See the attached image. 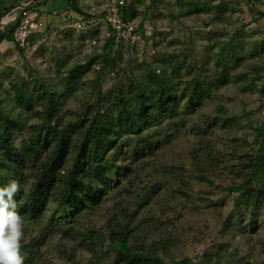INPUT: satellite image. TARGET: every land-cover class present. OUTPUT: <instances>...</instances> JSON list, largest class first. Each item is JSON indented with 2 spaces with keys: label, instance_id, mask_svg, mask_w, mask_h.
<instances>
[{
  "label": "rangeland",
  "instance_id": "obj_1",
  "mask_svg": "<svg viewBox=\"0 0 264 264\" xmlns=\"http://www.w3.org/2000/svg\"><path fill=\"white\" fill-rule=\"evenodd\" d=\"M2 1L0 9H12L29 0ZM80 1L78 7L97 19L109 3ZM127 4L133 9L126 17L134 14L129 20L143 36L137 45L111 41L103 22L84 32L73 29L68 24L81 15L72 9L47 14L45 29L22 50L12 40L0 43V108L21 113L26 123L13 136L16 145L43 123L39 114L49 97L62 125L75 124L80 133L81 122L83 131L93 124L86 159L97 149L117 168L114 182H100L94 207L69 212L73 224L55 216L53 192L34 202L37 215H22L27 258L37 250L32 264H114L110 235L123 231L134 248L166 262L264 264V201L256 209L239 207L238 193L228 189L246 179V154L262 140L255 129L264 126V0ZM161 81L178 95L175 113L129 130V113L144 100L152 105ZM196 86L203 90L195 98ZM22 97L33 100L29 109L19 106ZM156 109L161 113V106ZM107 128L112 134L105 138ZM78 136L73 143L82 141ZM36 166L20 168L25 191ZM68 226L70 236L63 237Z\"/></svg>",
  "mask_w": 264,
  "mask_h": 264
},
{
  "label": "trees",
  "instance_id": "obj_2",
  "mask_svg": "<svg viewBox=\"0 0 264 264\" xmlns=\"http://www.w3.org/2000/svg\"><path fill=\"white\" fill-rule=\"evenodd\" d=\"M40 1L37 0L34 6L37 7ZM3 2L2 0L0 1V3ZM64 2L66 4L61 10L72 9L81 17L90 16L78 7L76 0H64ZM10 8H1L0 17L4 14V11ZM129 9H133L132 5L128 6L127 4L123 9L125 19H132L134 16L131 13L129 18L126 17ZM78 19L76 18L73 21ZM6 39L12 40L10 27L4 31L0 30V43ZM110 39L115 41L113 37H110ZM16 46L20 50L23 49L18 45ZM107 64L108 62L106 61L105 65ZM224 84L225 81H221L217 88ZM202 90L201 86H196L193 96L195 98L198 97ZM153 96L154 102L152 105H149L144 100L141 102L137 112L129 113L128 117L132 122L129 130L137 131L160 123L169 116L166 112H171L170 116H173L175 108L179 105L177 101L178 95L174 92V87L166 81H161L160 91L153 94ZM17 99L19 101V98ZM45 101V109L39 114L43 119V123L35 126L30 136L19 145H16L17 143L13 136L17 131L21 132L26 129L22 114H15L0 108V186H5L12 180H17L22 187L21 192L15 197L17 204H19L18 211L21 215L30 214L32 218L38 213L34 202L37 203L39 200H43L46 197H44L45 194L53 192L56 200L55 216L64 219L67 218L66 216L71 211H82L88 207H94L97 202V189L101 184L100 182L104 184L103 180L105 179L111 183L114 182L117 168L114 165L106 164L107 161H104L105 157L96 148V150L92 149L91 158L86 159L89 150L87 139L90 138L93 124L87 125L83 131V122H81V132L78 133L77 125L70 123L65 126L59 123V118L56 117L55 112L52 110V98L48 97ZM21 102L19 104L21 108L29 109L33 104V100H29L27 97H22ZM37 103L40 104V101ZM160 106L162 108L161 113L156 109V107L160 108ZM220 109L222 110V108ZM151 111H153L152 114H150ZM107 129L109 134L107 133L105 138L112 134L110 129ZM255 130L257 135L262 136V140L258 150L251 154H246V161L241 167L247 173L246 179L240 183H234L228 188L229 191L238 193L237 203L239 207L242 205L251 209L260 207L262 201H264V126H259ZM75 135L82 137H80L82 141L80 140L81 142L78 144L73 143ZM72 149L75 153L72 156V161L67 165V156ZM35 163H37V166L35 168L32 167L35 171L34 181L29 189L25 191L20 168L26 165L29 167ZM90 171L93 172L95 177L89 174ZM96 176L101 177L98 178ZM199 178L209 180L205 174L199 175ZM197 198L210 201L207 197L198 196ZM65 221L71 222L70 224L74 223L70 218L65 219ZM72 228L68 226L62 230V236H70L68 234H70ZM25 241L26 238L24 237L22 241L24 264L28 260V263L32 264L33 260L37 259L38 255L36 254L38 252H36L37 250L34 251L27 258L30 246ZM42 241L43 237L38 239L37 245L41 244ZM33 247L37 248L36 246ZM109 247L115 252L114 264H193L185 259L166 262L148 253L142 246L140 249H136L129 243V234L123 231L111 232Z\"/></svg>",
  "mask_w": 264,
  "mask_h": 264
},
{
  "label": "built area",
  "instance_id": "obj_3",
  "mask_svg": "<svg viewBox=\"0 0 264 264\" xmlns=\"http://www.w3.org/2000/svg\"><path fill=\"white\" fill-rule=\"evenodd\" d=\"M36 1L29 0L14 6L0 20L11 28L12 42L21 48H26L30 39L34 35L41 33L46 26L38 8L34 6ZM125 6V0H109L108 8L102 19L92 16L81 17L68 25L77 31L84 32L97 27L100 22H103L109 27L110 32H107V34L113 37L116 42L137 45L143 42L142 32L133 20L124 18L123 9ZM6 18L7 22H4ZM1 28L2 26H0V30H2Z\"/></svg>",
  "mask_w": 264,
  "mask_h": 264
},
{
  "label": "clouds",
  "instance_id": "obj_4",
  "mask_svg": "<svg viewBox=\"0 0 264 264\" xmlns=\"http://www.w3.org/2000/svg\"><path fill=\"white\" fill-rule=\"evenodd\" d=\"M21 190L17 180L0 186V264H24L22 241L25 222L15 200Z\"/></svg>",
  "mask_w": 264,
  "mask_h": 264
},
{
  "label": "crops",
  "instance_id": "obj_5",
  "mask_svg": "<svg viewBox=\"0 0 264 264\" xmlns=\"http://www.w3.org/2000/svg\"><path fill=\"white\" fill-rule=\"evenodd\" d=\"M81 2H82V0L80 1V5L83 6L81 4ZM65 4L66 3L64 2V0H41L39 2V4L37 5V8H38V11H39L41 18H43V20L45 21V17L49 13L52 14L51 16L57 17L55 14H57V12H59L61 10V8L65 6ZM82 9L85 12L89 11L88 9H85V6L82 7ZM64 10H66V9H64ZM78 18H80V16H78Z\"/></svg>",
  "mask_w": 264,
  "mask_h": 264
},
{
  "label": "water",
  "instance_id": "obj_6",
  "mask_svg": "<svg viewBox=\"0 0 264 264\" xmlns=\"http://www.w3.org/2000/svg\"><path fill=\"white\" fill-rule=\"evenodd\" d=\"M3 23L0 21V26L2 25Z\"/></svg>",
  "mask_w": 264,
  "mask_h": 264
}]
</instances>
